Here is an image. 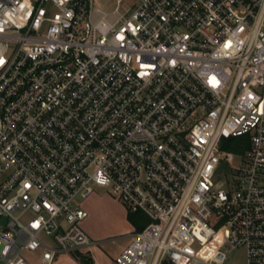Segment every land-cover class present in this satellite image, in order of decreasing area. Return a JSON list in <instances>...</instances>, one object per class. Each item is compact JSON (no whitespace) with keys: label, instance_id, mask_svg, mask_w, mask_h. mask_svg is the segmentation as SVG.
<instances>
[{"label":"built area","instance_id":"1","mask_svg":"<svg viewBox=\"0 0 264 264\" xmlns=\"http://www.w3.org/2000/svg\"><path fill=\"white\" fill-rule=\"evenodd\" d=\"M116 2L0 0V264L96 245V186L148 219L116 264H264V0Z\"/></svg>","mask_w":264,"mask_h":264},{"label":"rangeland","instance_id":"2","mask_svg":"<svg viewBox=\"0 0 264 264\" xmlns=\"http://www.w3.org/2000/svg\"><path fill=\"white\" fill-rule=\"evenodd\" d=\"M133 0H124L122 6L132 3ZM116 0H95V7H99L107 12H111L116 7ZM240 159L233 155L226 158L220 168V173L227 175L240 167ZM222 177V176H221ZM95 192L101 195H109L108 189L102 186H96ZM111 195V194H110ZM115 201V202H113ZM117 200L111 195L106 196L101 203H98L96 212H93L86 221L92 222L94 228L100 231L99 239L104 241L98 245L90 247L89 253L83 252H63L59 253L52 264H83V261L90 257L94 264V257H96V264L101 260L102 264H113L112 258H117L119 251L129 243V239L121 236L122 230L128 225L125 222L123 211L117 205ZM85 207L87 202L83 201ZM89 208V207H88ZM94 215V216H93ZM85 221V222H86ZM5 220L0 221L3 224ZM106 240V241H105ZM101 251V254L100 252ZM98 252V254L96 253ZM26 256L33 260L35 264H39V251L26 253ZM99 258V259H98ZM111 260V261H110ZM116 264V260H115ZM229 264H244V253L242 250H236L230 254Z\"/></svg>","mask_w":264,"mask_h":264},{"label":"crops","instance_id":"3","mask_svg":"<svg viewBox=\"0 0 264 264\" xmlns=\"http://www.w3.org/2000/svg\"><path fill=\"white\" fill-rule=\"evenodd\" d=\"M106 196H111L110 194L109 195H107L106 194ZM105 195H101V194H99V193H97V192H94L90 197H88L86 200H84L85 202H87V206L89 207H85L84 206V204H83V202H82V206L88 211V216H87V218L90 216V215H92V210H93V212H96V210H97V206H98V203H101V201L106 197ZM113 196V195H112ZM113 198L114 199H116L114 196H113ZM117 200V205H119L120 206V208H121V210L123 211V216H124V218H125V222H126V224L128 225V227H126V228H124L123 230H122V234H121V236H123V237H126V238H128L129 239V243L131 242V240H132V236H133V233L135 232V231H137V230H140L139 229V227L140 226H145V224H146V222H147V217L144 215V214H142V215H139V216H137V217H133V219L130 217V215H131V213H129L128 211H127V209L124 207V205L118 200V199H116ZM113 202H115V201H113ZM94 216V215H93ZM86 218V219H87ZM86 219L83 221V223H82V226H83V228L85 229V231L89 234V236L93 239V240H95V241H97L98 243L96 244V245H98V244H100V243H102V242H104V241H101L100 239H99V237H100V231H98L96 228H94V226H93V224H92V222H90V221H86ZM86 221V222H85ZM142 229V228H141ZM106 241V240H105ZM128 243V244H129ZM127 244V245H128ZM126 245V246H127ZM93 246H95V245H93ZM126 246H124L123 248H122V250H120L119 252L121 253L125 248H126ZM92 247V246H91ZM83 250H84V252L85 253H89V252H91L90 250V247L89 248H85V249H78V250H76V251H72V252H75V253H79V252H83ZM100 252V254H101V251H99ZM97 254H98V252H96ZM119 253V254H120ZM118 254V255H119ZM118 257V256H117ZM99 259V258H98ZM113 259V264H115V260H116V258H112ZM111 261V260H110ZM94 264H96V257H94ZM98 264H102V262H101V260L100 261H98Z\"/></svg>","mask_w":264,"mask_h":264},{"label":"trees","instance_id":"4","mask_svg":"<svg viewBox=\"0 0 264 264\" xmlns=\"http://www.w3.org/2000/svg\"><path fill=\"white\" fill-rule=\"evenodd\" d=\"M244 136H239L236 138H232L228 141V144L225 146V148L229 151L235 152V153H241L243 151V147L240 145V141L244 139ZM139 215H142L141 213H131L130 217L133 219V217H137ZM143 228V226H140L139 229ZM83 264H93V261L90 257L85 259L83 261Z\"/></svg>","mask_w":264,"mask_h":264}]
</instances>
